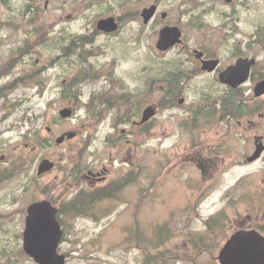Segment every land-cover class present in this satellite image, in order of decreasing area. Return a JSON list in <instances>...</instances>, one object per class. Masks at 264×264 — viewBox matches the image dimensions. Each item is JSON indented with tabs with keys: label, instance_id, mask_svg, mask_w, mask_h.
<instances>
[{
	"label": "rangeland",
	"instance_id": "obj_1",
	"mask_svg": "<svg viewBox=\"0 0 264 264\" xmlns=\"http://www.w3.org/2000/svg\"><path fill=\"white\" fill-rule=\"evenodd\" d=\"M152 5L158 6L157 16L145 25L142 11ZM257 7L253 0H0V264H37L24 252L23 234L28 206L44 200L66 214L60 216L65 232L60 253L66 264H144L148 257L155 264H191L182 259L201 251L186 246L187 226L204 231L202 219L224 209L221 196L235 179L252 173L259 188L264 161L232 169L236 163L228 158L215 196L201 205L202 219L185 217L195 188L186 179L202 176L181 162L188 143L198 138L184 121L189 106L168 109L173 106L158 77L166 64L183 56L181 50H211L226 61L235 60L223 57L233 51L256 57L264 66V23L256 21ZM110 17L119 21V31H98L97 23ZM165 26L184 33V44L170 54L156 49ZM243 29L250 30L249 37L240 34ZM201 91L192 90L188 101ZM150 103H158L161 113L137 128L134 121H141ZM64 109L73 116L63 119ZM216 109L218 129L239 133L235 157L249 155L253 133L248 113L242 111L237 121L219 120L222 105ZM211 124L206 121L201 129ZM70 132L77 134L75 139L56 143ZM45 159L56 168L39 177ZM129 165L141 170L136 198L110 199L84 183L83 173L97 167L106 168L109 181L120 184ZM72 171L78 173L76 181ZM239 193L247 194V186ZM72 207L84 215L70 214ZM229 226L222 243L212 248L214 254L202 251L203 264H220L221 249L237 230L234 221ZM164 229L169 238L158 244L157 232Z\"/></svg>",
	"mask_w": 264,
	"mask_h": 264
},
{
	"label": "flooded vegetation",
	"instance_id": "obj_2",
	"mask_svg": "<svg viewBox=\"0 0 264 264\" xmlns=\"http://www.w3.org/2000/svg\"><path fill=\"white\" fill-rule=\"evenodd\" d=\"M233 2L234 0L228 4H232ZM47 5L48 3H46V7ZM258 9L259 11L256 12V14H258L256 15L258 16L256 21L264 23V9ZM233 16L236 17L235 22L240 20L236 9L233 10ZM249 18L252 20L251 16ZM251 38L250 45L254 40V37ZM256 39H258V37H256ZM260 41L264 44V37H260ZM157 43L158 41L156 42V49L159 52L170 54L178 46L184 44V33L183 44L176 45L168 51H160L157 48ZM239 47L240 46H238V50H240ZM250 50L251 48L248 49V51ZM179 52L182 53L183 56H179V59L170 61L166 64L167 67L162 70L161 76L158 77V84H160L162 88L167 89V101L173 106L168 109L174 110L176 106H189L185 112L186 117L184 121H188V130L193 131V134H197L196 138H198V140L193 143H188L184 150V158L181 164L183 166L193 165L200 170L202 177H197V181H194L191 176L186 179V183H188L189 186L194 185L195 188L193 191V198L189 200L184 210V215L187 218L202 219L201 205L206 200L215 196V186L220 185L222 182L220 177L227 174L224 170L227 166L226 160L228 158L231 159L232 163H236L234 165L235 168L232 169H238L237 167H244L245 165L254 166L264 161V93L258 94L259 88L264 84V66L260 64V61L256 57H251V55L247 54L238 55L237 52L233 53V51L227 52L225 56L223 55L224 58L233 57L235 59L230 61H226L217 55L215 51L211 50L193 49L181 50ZM241 60H245L249 64L246 82L236 87L224 83L222 74L227 72L229 68L237 66ZM208 62H217V66L212 70L205 69V64ZM211 66L212 65H209V67ZM74 87L75 85L71 88ZM110 89H112V85ZM195 89L202 90L199 98L194 101H188L192 90ZM107 102L110 101L107 100ZM198 103H202V107L198 108ZM239 103L248 113L249 129L253 133L251 153L245 155L243 158L235 157L234 153L237 138L239 136L238 131L232 129L223 131L218 129V125L215 124V117L217 115L216 107L218 104L222 105L224 113L219 120H222V118L224 120L231 118L232 121L233 119L237 121V116L240 114ZM207 104L208 108L203 109ZM148 108L156 110L155 115L147 123L141 124L144 113ZM161 108L162 107L158 103H150L148 107L141 112V121H134V125L140 129L147 127V124L151 123L161 113ZM90 117L92 119L93 117L98 119L102 118L101 115L94 114H90ZM206 121L212 122V124L205 129H201ZM240 125L243 126L242 123H240ZM126 132L125 130L123 131V133ZM258 151H260L258 158L254 161H250ZM223 154L227 156H222ZM244 158H246L247 164L243 163ZM127 174L128 175H125L124 179H122L123 182L115 184L109 181V171L106 168L100 169L94 167L88 169L87 173H83V179L84 183H87L90 190L93 192L109 196L110 199H119L122 196L123 199L127 200V198H136L141 193L137 185V183H139L138 177L141 175V170L136 165H129ZM252 175L253 174L250 173L248 178L235 179L232 185L227 188V192L224 196H221L226 206L224 209L217 211L206 219H202L205 225L204 231H194L191 224L187 226L189 230H191V232L187 233L188 237L186 238V246L189 249L193 251L197 249L210 251V249L216 248V245L221 242V234L224 233L219 234V228H224L226 232V230L230 228L229 225L232 221H234L237 230L231 233L225 243L223 242L224 245L235 233L241 230H256L264 235V179H260V187L258 188L256 187V176L253 177ZM71 176L76 181L78 173L74 174V171H72ZM244 186L245 188L247 186V194L239 193V191L245 189ZM245 202L248 203L244 204ZM240 218L242 220H240ZM214 228L215 231L218 232V235H213ZM218 241L220 242L218 243ZM203 253L204 252L201 251L195 257H188L182 260L189 261L191 264H203L201 261ZM182 260L178 259V261ZM214 260L217 261V259L213 258L212 262H214Z\"/></svg>",
	"mask_w": 264,
	"mask_h": 264
},
{
	"label": "water",
	"instance_id": "obj_3",
	"mask_svg": "<svg viewBox=\"0 0 264 264\" xmlns=\"http://www.w3.org/2000/svg\"><path fill=\"white\" fill-rule=\"evenodd\" d=\"M230 3L232 0H225ZM158 12V6L152 5L142 11L145 25L154 20ZM167 14H162L163 19ZM99 31L113 34L119 31L120 23L110 17L102 19L97 24ZM183 44V32L179 27H165L160 31L157 48L168 51L176 45ZM209 65H212L209 67ZM245 60L239 61L237 66L229 68L222 74L224 83L239 86L246 82L249 66ZM217 62H208L205 69L212 70ZM264 93V84L259 88L258 94ZM156 110L148 108L143 116L141 124H145L155 115ZM63 119L71 118L73 112L64 109L60 112ZM77 136L70 132L56 139L58 145L66 140H72ZM260 151L250 159L256 160ZM56 168V164L48 159L43 160L38 167V176H43ZM59 210L52 202L44 200L30 204L27 208L26 227L23 234V248L25 254L37 264H66L67 257L60 253L61 243L64 237V229L58 219ZM220 264H264V235L256 230L238 231L223 246L219 256Z\"/></svg>",
	"mask_w": 264,
	"mask_h": 264
},
{
	"label": "trees",
	"instance_id": "obj_4",
	"mask_svg": "<svg viewBox=\"0 0 264 264\" xmlns=\"http://www.w3.org/2000/svg\"><path fill=\"white\" fill-rule=\"evenodd\" d=\"M5 2H6V0H4ZM80 41H84L85 40V37H81L80 39H79ZM95 77V76H94ZM82 81H84V80H82ZM239 105H240V103H239ZM226 107V106H225ZM245 109H243L242 107H241V105H240V107H239V113H241L242 111H244ZM246 111V110H245ZM36 202V201H35ZM73 204V203H72ZM70 214H74V216L76 215V216H83L84 215V212L82 211V209L80 208V207H77L76 209L75 208H71L70 209ZM60 216H62V217H64V216H66V214L63 212V211H60L59 212V216H58V218H59V220H60V222H61V218H60ZM216 228H219V227H216ZM167 231L164 229V231L163 230H160L159 232H157V234H158V244H161V243H163L166 239H168L169 238V235L165 238L164 236H165V233H166ZM223 232H225V230H224V228H219V234H221V233H223ZM213 235H218V232H216L215 231V228L213 229ZM222 235V234H221ZM63 240H64V238H63ZM206 243V242H205ZM203 251L204 249H197L196 251ZM212 249H210V252H212L211 251ZM213 253V252H212ZM163 255H159V258L161 259V257H162ZM169 258H173V257H169ZM174 260H176V259H170V261H174ZM156 261H158L157 259H156ZM163 263H161V262H159V263H157V264H168L167 262H168V260L167 261H162ZM144 264H154V262H153V258H151V257H148L146 260H145V263Z\"/></svg>",
	"mask_w": 264,
	"mask_h": 264
},
{
	"label": "bare ground",
	"instance_id": "obj_5",
	"mask_svg": "<svg viewBox=\"0 0 264 264\" xmlns=\"http://www.w3.org/2000/svg\"><path fill=\"white\" fill-rule=\"evenodd\" d=\"M253 3L255 5L259 6L260 8L264 9V0H254ZM260 14H262V13H260ZM165 27H172V26H165ZM240 34H242L244 37H249L250 30L249 29H246V30L243 29L240 31ZM119 98H123V96H119Z\"/></svg>",
	"mask_w": 264,
	"mask_h": 264
}]
</instances>
